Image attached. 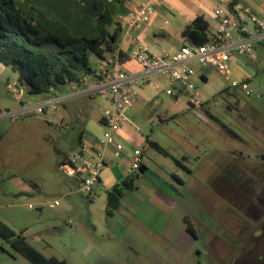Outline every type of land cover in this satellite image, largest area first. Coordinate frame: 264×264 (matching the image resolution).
Wrapping results in <instances>:
<instances>
[{"label": "rangeland", "instance_id": "1", "mask_svg": "<svg viewBox=\"0 0 264 264\" xmlns=\"http://www.w3.org/2000/svg\"><path fill=\"white\" fill-rule=\"evenodd\" d=\"M251 44V53L234 55L252 72L250 94L233 84L238 80L234 76L226 79L210 67L197 71L205 72L207 79L190 78L192 90L162 76L178 97L167 90L155 92L151 83L141 86L150 90V98L146 104L139 100L135 122L143 132L162 140L168 151L166 155L147 145L148 169L134 179L135 185H141L139 192L158 207L150 222L134 211V200H127L129 205H120L113 214L100 210V203L77 191V179L59 166L61 154L79 136V109L87 108L88 129L102 127L89 96L56 104L64 120L52 105L44 113L19 116L15 122L0 119V218L45 255L65 259L64 264H233V250L239 247H230L233 241L222 236L220 220L226 217L228 199L215 186L214 175L233 159L235 148L252 158L264 153V39ZM90 62L96 69L101 59L92 55ZM191 66L200 68L197 62ZM0 79L1 104L18 106L19 100L9 91L15 85L23 89L18 72L7 67ZM190 92L202 104H193ZM24 95L42 98L46 93ZM163 106L175 115L165 120ZM223 124L244 137L246 144L232 138ZM71 183L76 194L62 196ZM155 191L164 197L157 198ZM54 199L61 204L55 205ZM188 223L195 235L187 230ZM0 264L32 262L0 237Z\"/></svg>", "mask_w": 264, "mask_h": 264}, {"label": "trees", "instance_id": "2", "mask_svg": "<svg viewBox=\"0 0 264 264\" xmlns=\"http://www.w3.org/2000/svg\"><path fill=\"white\" fill-rule=\"evenodd\" d=\"M130 0H0V63L18 72V80L30 94L50 93L70 83H81L85 76L100 77L91 65V56L105 60L108 71L114 58L124 62L119 49L123 30L121 15ZM238 0L230 2L233 9ZM127 13V12H126ZM209 23L203 15L190 21L183 35L193 45L209 40ZM205 79V77H203ZM230 136L238 133L224 125ZM148 146L168 154L157 141ZM63 158L59 160V166ZM176 162L179 160L176 159ZM141 167H145L142 164ZM139 172L130 175L124 186L133 187ZM178 180H180L177 177ZM108 214L121 205L118 185L107 193ZM186 228L196 230L191 223ZM0 237L26 256L32 264H64L65 259L47 256L0 218Z\"/></svg>", "mask_w": 264, "mask_h": 264}, {"label": "crops", "instance_id": "3", "mask_svg": "<svg viewBox=\"0 0 264 264\" xmlns=\"http://www.w3.org/2000/svg\"><path fill=\"white\" fill-rule=\"evenodd\" d=\"M141 1H145V0H130L126 4V12L128 11L129 8L133 7L134 5L138 4ZM163 1L164 2L161 3L158 10L155 11L152 15H150L149 18L139 28L129 27L127 26L126 23L123 24V20H122L123 30L121 33L119 49H121L126 54V59L123 62V66L126 70L138 76L139 78L141 77L149 78L150 79L149 83H151L149 86H152L155 92L156 91L160 92L161 90H167L168 93L174 95L175 97H178L177 93H175L171 88H167L166 84L162 82L163 81L162 76L165 78L166 77L168 78V76L159 73H151L149 75L146 74L144 72L143 67L135 59L131 58L130 56L131 51L140 45H145L153 53L157 55H164L166 53L175 52L185 44L194 46L191 40L186 38L182 32L186 28V26L190 23V21L198 15H203L208 21L209 35L218 34L220 28V22L219 19L216 17L214 11L217 6L227 7V0H163ZM234 6L237 8V13L244 14L246 19L248 14H254L258 17L264 18V0H238ZM249 29L250 32L248 35L250 36L252 42L260 41L264 39V30H258L255 27V25L251 23L249 24ZM195 62L196 61H193L191 62V64ZM107 67H108L107 62L105 60H101L100 66L99 68H96V71L97 73H103ZM6 69L7 66L0 63V78ZM232 70H233L234 78L238 80H241L245 77H249V80L252 78L251 70L248 69L237 58H233L232 60ZM196 75H198L201 78L203 77H205V79L208 78L205 72H200L199 74ZM96 78L98 77L89 76L87 81L81 83L73 82L67 84L60 89L58 88L53 90V92L46 93L45 97L42 98L25 97L24 94L25 92H28V90L24 86L23 87L21 86L23 89H21L22 95L19 98L13 92V87H14L13 86L11 87V89H9V91L11 92V95L13 97L19 100L20 104H18V106L11 107L10 105L1 104V100H0V107L2 109H10V110L18 111L21 109L23 104L29 103L33 105H39V104H43L47 106L52 105V107L55 110H57L56 104L68 103L69 101L73 100L76 97L79 98V97L89 96L93 98V102L96 103L95 113L98 114V119L102 127L101 128L94 127L95 129H93L92 127L93 131L92 129H88V121L86 118L87 108L79 109L78 113L80 115L78 119H76V121L81 125L79 130V136L75 141V145L72 144L70 149H68L66 152L64 151V153L61 154L60 157L61 160L64 154H66V156L69 155L70 153L78 150L82 144L86 143L89 145H97L102 138L103 132L105 130V127L102 123V113L104 109H106L109 106V99L107 96L100 95L95 91L93 82ZM7 81L9 83V80ZM169 82L173 83L171 79H169ZM1 85L2 83L0 79V90H2ZM141 86L142 85L137 87V92L139 95L137 102L127 110V115L130 118L131 123L123 125L120 131L119 140L123 142V144L125 145V151H129L133 148H139L142 152L141 161L142 164L144 165V157H145L144 148L148 145V139L157 141L161 146H163V144H162V140H160L159 138L152 137V135H149L147 132H143L139 128V125H137V123L135 122L136 115L139 111L136 110L135 107L139 103V100L141 98L144 99L145 101L144 104H146L147 99L150 98V94H149L150 90L147 89L146 87H141ZM96 96H100L101 99L100 100L96 99ZM34 99L38 102L37 104H34ZM163 111H166L167 113L165 116H163L165 120L175 115L171 110H167L165 106H163ZM58 113L60 114V112ZM58 116L61 120H64V115L60 114ZM56 117H53L52 119H55ZM3 118H8V117H1L0 119ZM105 161H106V166L101 172L100 180L95 184L96 186H94V191L86 196L87 199L91 202L94 201L99 202L100 210L106 212L107 195H108L107 193L108 191L112 190L116 185H118L122 192L121 205L127 204L128 203L126 202L127 200H134L135 202L133 204L136 205V208L133 207L134 211L137 213V215L149 219L148 222H150L151 219L154 216H156V214L158 213L157 211L158 207L156 206V204L154 203L153 206L152 205L153 202H151L152 200H150L149 196L143 195L142 193L139 192V189L141 188L140 183H136L135 185L133 181V187L128 188L124 186V182L126 181V179L130 175H132L128 165L129 159L125 155L121 158H115L111 150L107 153L105 157ZM147 169L148 167L146 168V170ZM175 175L180 179L179 181L184 182V180H182L180 176H178L177 174ZM71 178H74L76 180L75 177H71ZM74 188L75 186L73 183L69 184V191L61 195L62 196L65 195L68 196L72 194L75 195L76 191ZM154 195L158 196L157 198L164 197L163 194L158 191H155ZM75 199L77 198L75 197ZM68 202L70 203L69 206L73 205V201L69 200ZM148 208H152L151 211L148 210L147 212L144 213V211Z\"/></svg>", "mask_w": 264, "mask_h": 264}, {"label": "built area", "instance_id": "4", "mask_svg": "<svg viewBox=\"0 0 264 264\" xmlns=\"http://www.w3.org/2000/svg\"><path fill=\"white\" fill-rule=\"evenodd\" d=\"M231 1L227 0V7L217 6L215 8V15L220 22L216 37L210 36L208 41L199 45L185 44L175 52L164 55H157L147 46L140 45L131 51V58L143 67L146 74L166 75L175 83L179 82L189 90H192L189 83L190 78L196 75L202 67L214 68L226 79H230L233 76L232 60L234 55L252 51V40L248 35L249 24H254L258 30H264V18L248 14L246 19L244 14L237 13L235 6L233 9L230 8ZM162 2L164 1L145 0L139 2L120 16L123 24L139 28L150 15L158 10ZM193 61L199 64V69L191 66ZM87 80L88 77L85 76L83 82ZM248 81L249 77H245L241 80H234L233 84L240 85L250 94ZM149 82V78H139L126 70L123 62H120L117 56L109 70L104 71L102 76L94 80L95 91L109 99V106L102 113V123L105 127L102 138L97 145L82 144L78 150L67 155L61 163L64 173L77 179V191L85 194H91L94 191V186L100 180L101 172L106 166L105 157L111 150L115 158L125 155L129 159L128 165L132 174L139 172L142 166L141 150L133 148L125 151V145L119 140V136L123 125L131 123L127 110L139 98L137 87ZM13 92L19 98L22 95L21 88L17 85L13 87ZM190 97L193 104H202V100L196 98L191 92ZM48 108L47 105L29 103L23 104L18 111L0 107V118L8 117L12 122H15L19 116L44 113ZM55 125L63 126L62 123H55ZM46 203V200L42 201V205ZM53 203L60 205L61 201L54 199Z\"/></svg>", "mask_w": 264, "mask_h": 264}, {"label": "flooded vegetation", "instance_id": "5", "mask_svg": "<svg viewBox=\"0 0 264 264\" xmlns=\"http://www.w3.org/2000/svg\"><path fill=\"white\" fill-rule=\"evenodd\" d=\"M246 144L240 134L233 136ZM233 159L225 164L221 174L214 175L215 186L223 189L228 199L224 204L222 236L232 240L233 264H250L264 239V153L252 158L240 148L232 150ZM247 157L250 160H247Z\"/></svg>", "mask_w": 264, "mask_h": 264}, {"label": "water", "instance_id": "6", "mask_svg": "<svg viewBox=\"0 0 264 264\" xmlns=\"http://www.w3.org/2000/svg\"><path fill=\"white\" fill-rule=\"evenodd\" d=\"M146 168H147L146 166L145 167H141L140 170H139V173L145 172ZM261 239L262 240L264 239V235L261 236ZM255 250H257V252H255V258L250 264H264V241Z\"/></svg>", "mask_w": 264, "mask_h": 264}]
</instances>
